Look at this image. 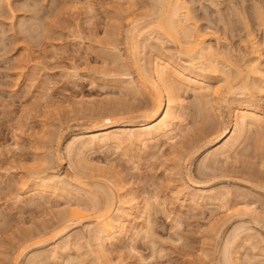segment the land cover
I'll use <instances>...</instances> for the list:
<instances>
[{"label":"rangeland","instance_id":"obj_1","mask_svg":"<svg viewBox=\"0 0 264 264\" xmlns=\"http://www.w3.org/2000/svg\"><path fill=\"white\" fill-rule=\"evenodd\" d=\"M1 1L0 264H31L34 261V264H225L222 261L223 250L228 247L226 243L229 241L233 242V246L236 242L233 248H228L233 250L228 251H234L232 256H238L237 264H264V126L261 131L257 129L252 134L248 133L229 161H225L224 157L206 160L207 153L196 154L192 160L190 154L198 143L197 146H203L209 139L213 140L208 135L212 130L215 131L218 124L221 127L227 123L228 105L234 109L245 104L261 107L260 111L264 113V90H259L257 94L254 91L252 94L255 97L250 92L249 95L245 92V95L243 91L235 90V95L230 94V97L219 95V98L210 94L201 99L199 97L197 101L198 95L185 87L180 92L181 99L185 102V125H181L180 132L182 130L183 133L178 134L177 142L162 140L160 145L159 142L147 147H127L129 150H119L114 146L105 150L106 152L95 148L84 153L85 156L82 154V158L78 157L81 150L76 149L73 151L76 155L72 152V158L71 155L68 157V142L84 134L85 129L93 128V124H103L105 116L114 115L117 111L119 116L115 114L116 116L112 117L114 120L126 122L130 119V122L136 120L139 123L143 121L139 117L142 112L153 107L152 97L140 84L138 67L133 66L136 52L133 53L132 50L134 43L132 32L129 31L131 25L128 23V16L133 14L130 9L134 10L133 17L144 24L141 26L143 29L145 23L153 18L154 8L158 9L156 2L134 0L137 3L135 6L136 3L130 0L134 3V8H131L132 5L129 3L128 7L127 0H11V4L5 0ZM186 3L191 10L190 17H194V20L191 18L187 21L188 24L185 22L186 26H194L192 30L195 33L198 31L207 34L208 44L211 43L213 48L216 47L217 51L221 52L220 61L217 60L221 74L207 73L206 78L212 87H223L227 84L224 78L227 75H224V72L227 74L226 70L230 64L233 65L230 72L228 69L229 74L233 75L235 71V74L237 73L236 69L233 70L237 65L236 68L241 66L240 70L246 72L244 65L252 58L250 56H253V52L250 55L253 44L252 38H247L248 32L255 34L256 41L264 40V31L262 25L259 26L257 14L260 8L264 10V0H186ZM155 15H158V12ZM153 29H145L144 33L148 39L141 38V45L145 46H142L141 52L139 50L142 59L140 62L143 61L139 63L140 67L147 66L152 58L155 60L154 57H164L188 70L194 68L188 57L181 54L182 45L167 39L165 41V38L158 34L159 31ZM149 39L151 40L148 41ZM185 39L184 37L181 40L185 42ZM144 40H147L149 45H146ZM161 42L164 44L160 45ZM181 42L184 44L183 41L179 43ZM261 49L264 67V47ZM222 60L229 61V65ZM262 82L264 84V78ZM226 87H223L224 94ZM250 97L254 99L251 100ZM204 98L207 101L203 102ZM221 98L225 101H221ZM129 110L131 113L124 115V112ZM133 117L138 120L132 119ZM205 117L213 119L212 122L206 123ZM258 131L263 136L261 133L258 135ZM186 143L190 145L189 148ZM76 156L83 165L86 162L89 164L85 165L86 169L82 164L79 165L80 161L75 160ZM99 166L104 168L102 170L105 175L98 169ZM42 169L47 170L48 174H52L53 169V173L63 177L66 175L68 180L69 177L76 178L75 176L80 174L78 177L87 184L91 181L103 184L106 180L102 175L108 176L111 180L114 179L112 181H115L117 186L125 184V187H122L130 189L129 191L138 196L137 203H140L138 204L143 214V207L149 203L152 206L151 218L145 217L146 213L138 215L142 214L137 212L138 208L135 213L137 218L128 219V230L121 236L118 235L114 242L106 241L109 258L103 261L98 258L97 242L91 239L93 237L87 228L90 222L84 221L75 225L76 227L72 226L67 234L63 233L57 237L54 235L60 230L57 227L64 213L73 203L85 202L83 205H87L91 195L98 189L97 184H90L91 187L96 186L92 189L90 185L83 189L84 186L81 187L79 183L78 186L76 182L81 179H71L76 182V189L80 187L79 193H84L83 199H80L82 196H77V193L72 194L73 197L62 194L59 198L51 192L40 193L37 195L38 199L36 196L29 198L26 190L34 184L30 180L25 186L23 179L31 178L30 173L43 171ZM81 171L88 177H83V174L81 176ZM211 171L215 174L212 175ZM249 174L253 175L250 177ZM199 183L203 185L199 186ZM113 188L115 197H119ZM224 190L225 192H222ZM213 191L215 197H211ZM74 192L77 191L74 189ZM205 194L210 196L208 200ZM220 194L227 199L225 203L224 199L221 200L223 197H219ZM41 195H45V200L42 201ZM99 195V200L105 204L103 202L106 198ZM75 197H80L78 202ZM218 201L224 204L219 205ZM88 205L90 207V203ZM92 206L89 211L87 209L89 214L95 212L90 211ZM245 208H252L254 212H246ZM143 216L151 220V224L147 222L150 225H147L148 231L145 223L147 220L142 221ZM53 227H56V232H52ZM137 228L138 233L140 228L145 232H141L139 236ZM48 229L51 231H47V236H44L47 240H44V244L30 248L29 246L39 239L25 243L29 234H41ZM230 243L229 246H232ZM25 246L29 249L26 252L23 250L25 257L22 255L20 259Z\"/></svg>","mask_w":264,"mask_h":264},{"label":"bare ground","instance_id":"obj_2","mask_svg":"<svg viewBox=\"0 0 264 264\" xmlns=\"http://www.w3.org/2000/svg\"><path fill=\"white\" fill-rule=\"evenodd\" d=\"M5 1L8 4L9 3L10 4L12 3L11 0H5ZM127 1H128V3H127L128 4V7L130 5L136 3L134 0H133L134 3H132V1H130V0H127ZM154 1L156 2L155 6H157L158 9L155 6H152V7H155L154 8L155 10L153 11V8H151L152 9L151 11H153V13H154L153 15L156 16V17L152 16L154 19L152 18L153 20L150 19L151 20V21L149 20L150 22L145 23L146 26H147V28H150V30H151V28L152 29L153 28H156L159 31L158 32L156 30L158 32V34L160 33L163 36V39L165 38L164 39L165 41L167 39V40H169V42H171V41L172 42H176V43H178V45L180 44L182 46L184 44H187V46H185V45L183 47L181 46V49H183L181 51L183 53H181V54L182 55L185 54V56L188 57V61L191 62L190 64H192L194 66V68H197V69H194V68L192 69V67H191L190 68L191 70L190 69L188 70L185 67L179 65V63L177 65L176 63L172 62L170 59H166L164 57H157V58L154 57L155 60H153V58H152V60H150L151 62H149V63H148L147 60H146L147 61L146 62L145 59H143L144 62H146V64L148 63V65L147 66H144L142 64L143 65L142 66L143 68L140 67L141 65H139V63L141 64V63H143V61L140 62L142 59L140 58L141 56H139V54H140L139 53V50L140 49L142 50V46L143 47L145 46V44L141 45V38L142 37H144V38L146 37L145 36L146 35L145 34L146 33L145 32L146 31L145 29H147V28H145L146 27L145 26V27H143V29H141V26H143L144 24L139 23L140 20L138 21L137 18L135 19V16L133 17L134 10L130 9V11H133V14H129V15H132V16H128L129 17L128 23H130V25H131L129 31L132 32L131 33L132 35L131 34H129V35L132 36V40H133V43H134L133 47H134L135 51H134V49H132L133 50V53L136 52L135 53L136 55H134L135 56V58H134L135 61L133 60L134 61V65L133 66H137L138 67L137 73L139 74V79H140V82H141L140 84H141L143 90H145L147 92V94L149 92L150 96L152 97L151 98L152 103L154 102L153 103L154 105H153V107L151 105L152 108L150 110H148V111L145 110L146 111L145 114H144L145 111L144 112L141 111L142 112V115H141V113L138 112L141 115V116H139V117H141L140 119H143V121L142 122L140 121L139 123H137L138 121H136V120H135L136 122L134 120H133L134 122H132V121L130 122L129 121L130 119H127L128 121H126V122L123 121V120L122 121L121 120L120 121H116V120H119V119H116L115 117L114 118L116 120H114L112 118L113 116H116V115L119 116L118 115L119 112H118V114H116V112H117L116 110H114L116 112L113 111L114 112V115L111 114V116H105V118H104V115H103V118H104L103 124L100 125V124L97 123L98 126L95 125V124H93L94 126L91 125L93 128H90L89 127V129H87V130L85 129V133L83 132L84 134H82L79 137L75 138V140L73 139L72 142H70V143L68 142V150L65 147L66 148L65 150L68 151L67 152L68 153L67 154L68 157H69V155H71L70 157L72 158V152L74 150H76V149L82 151V152L81 151L79 152L81 154H79V156H78V157L82 158L81 157V156H83L82 154L86 153L87 151H91L92 149H95V148H99V149H102V151L103 150L105 151V150H109L110 147H114L115 146V147H117L116 149H119L120 150L122 148H125L126 149L127 147H135V146H144V147H147L149 144H155L156 145L159 142H160L159 143V145H160L162 140L163 141L164 140L165 141H170L172 143L177 142V139L179 138V135L178 134L183 133L182 130L180 132V128H182L181 125L182 124L185 125L184 124L185 120H183V118H184L183 117V114H184L183 110L185 111V106H184L185 102H183V98L181 99V96H180V92H182L185 87H186V90L188 89L189 91H192L194 94L196 93L198 95V96L195 95V97L197 96L196 97L197 101H198V98L199 97H200L199 99H201V98H203V97H205L207 95L210 96V94H212L211 96H214V97H217V96L219 97V95H221V96L223 95L224 98H226L227 96L230 97V94L231 95L234 94L233 92L235 90H238L240 92L243 91L244 94H245V92L246 93L250 92L252 94L254 91H255L254 93L257 94L259 90L260 91L262 90V92H263V90H264V84H263L262 80L264 78V67L262 66L263 63L261 61L260 49H261V47L262 48L264 47V40L262 42H258V41H256V37H254L255 34L253 35V33L248 32L249 35H248L247 38H249V39L252 38L251 39L252 42L251 41H249V42H251V44H253V45H251V46H253V51L250 52V55L253 52L252 53L253 56H250L252 58L249 59V61H247V63L244 65L246 67L245 68L246 69V72L244 71L245 73H243L242 69L240 70V67L241 66L238 67V68H236L238 65L236 66L234 64V66H236V67H233L234 68L233 70L236 69L237 70V73L235 74L236 71L235 72L232 71L234 74L233 75L232 74H229L230 70H232L230 68L233 65V64H230L229 68H227V70H226L227 71V74H225V72H224V75H227V77L224 76V78L226 80L225 81V84L227 83L226 85H228L227 87H226V85L223 86L224 88L226 87V89H225V91H226L225 93L226 94H224V90H223L224 88L222 86L221 87L220 86L212 87V84H210L209 81L206 78V75L208 76L207 73H212V74L215 73L214 75H216V74H219V72H220V74H221L222 71H220V67H218L219 64H218V61H217V60L220 61L219 58H221V52L218 50L220 52L219 53L217 51V48L216 47H215L216 49L213 48L210 45L211 43L208 44V41H207V38L208 37L206 36L207 34L205 35V34H202L201 32H199V33H201V34H199L198 31H197L196 33H198V34L196 35L195 31L193 32V30H192V29H194V26H192L193 28H190L191 27L190 25H189L190 27H187L186 26L185 22L188 24L187 21H189L191 18L194 20V17H190L191 16V12H190L191 10H189V7L187 5L188 3H186V0H154ZM154 1H152V2L155 3ZM129 3H130V5H129ZM136 5H137V3L135 4V6ZM7 6H10V5H7ZM131 8H134L133 5H132ZM157 10H159V11H157ZM155 11L158 12V15H155V13H156ZM257 12H258L257 14H258L259 26L262 25V28H263V31H264V10L262 8H260L259 10H257ZM129 13H132V12H129ZM245 23H246V20H245ZM140 24H142V25H140ZM247 26H248V24H247ZM195 29H196V27H195ZM153 30H155V29H153ZM184 37L186 38L185 39V42H184V40H181L182 38L184 39ZM159 38H160V36H159ZM150 40L151 39H149L148 41H150ZM145 41H146V45H149V44H147V40H144L143 42H145ZM180 41H183L184 44H182V42L179 43ZM162 43L163 42H161L160 45ZM246 46H247V44H246ZM145 49H146V47H145ZM141 50H140V52H141ZM219 54H220V56H219ZM258 54L260 55V57H259ZM224 55L225 54H223V56ZM112 56H114V55H112ZM161 56H163V55H161ZM143 57H144V55H143ZM222 61L225 62L226 59H225V61L224 60H222ZM228 62L229 61L225 62V64L226 63L228 64ZM244 66H243V68H244ZM137 67H135V68H137ZM144 67H146V68H144ZM228 69H229V72H228ZM138 70H139V72H138ZM121 86H123V85H121ZM134 88H136V87H134ZM134 90H136V89H134ZM131 92H133V91H131ZM185 93H187V92H185ZM189 93H191V92H189ZM248 95H249V93H248ZM253 97H255V96L253 95ZM223 99L221 101H223ZM250 99H251V97H250ZM253 99H251V100H253ZM204 100L207 101L206 98L203 99V102H204ZM224 101H225V99H224ZM228 103H230V101ZM84 105H86V104H84ZM202 105H203V103H202ZM205 105H208V104H205ZM246 105L247 104H245L244 106H238L237 105L238 107L236 109L232 108L231 105H228L227 106V109H228V119H227V123L225 122L224 123L225 125L223 124V126H221V127L218 126L219 124L217 126L215 125L217 129L215 128V131L212 130L211 131L212 133L210 132L211 134L209 133V135H208L210 138L212 137L213 140H210L209 139V141L207 143H205L203 146H201V145L200 146H197L199 143L196 145V147L193 146L195 148H194V151L192 150L193 152L190 153V154H192L191 159L193 160V158L195 157L196 154L198 155V154L207 153L208 154V157H206L207 159L205 158L206 160H210L211 158L214 159V158H219V157L220 158L221 157L223 158L224 157V160L225 161L226 160L229 161V158L231 157V155L233 153L235 154L236 150L240 147L241 144H243L242 141H243L244 138L246 139V135L248 133H250V132L252 134L254 130H257V129L260 130L264 126V116H263L264 113H262L260 111V108L261 107L260 108H257L255 106H250V105L246 106ZM88 106H90V105H88ZM205 107H204V109H205ZM93 110H96V109H93ZM206 110H208V109H206ZM108 111H109V109H108ZM125 113H127V115H128L129 113H131V110H129L128 112H124V115H125ZM132 113H133V111H132ZM102 114H106V113H102ZM207 114H209V113H207ZM99 116H100V114H99ZM184 116H185V114H184ZM203 116H204V114H202V117ZM100 118L99 119L102 121V116H100ZM135 118L137 119V117H135ZM135 118L133 117L132 119H135ZM205 118L207 119V122L205 121L206 123H209L210 121L212 122V120H213V119L212 120H209L210 117H209V119L207 117H205ZM203 123H204V121H203ZM222 123L220 125H222ZM206 125H208V124H206ZM263 129L264 128H262V130ZM205 130H206V127H205ZM184 132H186V131H184ZM203 132H201V133H203ZM260 133L261 132H259L258 135ZM261 135H262V133H261ZM204 137H202V138H204ZM175 139H176V141H175ZM170 142H168V143H170ZM163 145H164V143H163ZM174 145L175 144H173V147H174ZM189 146L190 145L187 144V147L188 148H189ZM136 148H138V147H136ZM190 150H191V147H190ZM77 151H76V153H77ZM74 152H73V154L76 155ZM103 154H104V152H103ZM87 155H89V154H87ZM84 156H85V154H84ZM188 156L189 155H187L186 157H188ZM78 157L75 160H78ZM80 158H79L78 161H80ZM81 160H83V159H81ZM70 161H71V159H70ZM85 161H86V158H85ZM85 161L83 163H85ZM80 162H78L79 165L82 164V161H80ZM204 162H205V160L203 161V163ZM208 162H206V164H208ZM72 164H70V165H72ZM206 164H204V165H206ZM85 165L88 166L89 164H87V162H86L83 165L84 168L86 167ZM92 165H93V163H92ZM77 166H78V164H77ZM83 166H81V167L83 168ZM73 167H74V164H73ZM75 167H76V165H75ZM84 168H83V170H85L87 167L85 169ZM102 168L100 167L98 169H101L102 170ZM214 168H217V167L214 166ZM73 169H75V168H73ZM77 170L79 171V169H77ZM88 170H91V169H88ZM216 170L214 169V171H216ZM92 171H93V169H92ZM47 172H48L47 170L46 171H44V170L41 171L40 170V172L36 171V173L34 171V173H30L32 179L30 177L26 179L27 181L25 179H23V182H24L25 186H27L31 181L34 184L33 187H28L29 190H26L27 191V194L29 195V198H32V197H35V196L37 197V195H39L40 193L44 194V193H48V192H51L53 195H56L57 197H59V196L61 197L62 194L63 195L68 194L69 196H72V194H74V193L75 194L77 193L76 195L77 196L78 195L80 196L81 193H82V192L79 193L80 192V187L76 189L75 188L76 186L74 187V183L75 184H76V182H77V184L79 183L81 187L84 186V187H82L83 189L85 187H88L90 184L91 185L92 184H95V185L97 184L96 186L98 187V189H97V191H95V193L96 192L97 193L96 194L95 193L92 194V192H90L92 194L91 195V198L89 197L90 195L87 192H89L92 188H94L96 186L91 187V185H90L91 189L89 187L90 190L88 189L89 191L86 192V194H88L89 195L88 197L90 198L89 199L87 197L90 200V201L87 200V202L89 201L88 203L86 202L87 205H85V206L83 205V204H85V202L84 203H81V204L80 203H78V204L75 203L76 205L73 203L74 205L72 204L71 207H70V209H68L67 212L64 213V216H62L63 218H62L61 222L58 224V227L57 228L60 229V230H58L59 232H56L55 231L56 227H53V229H51V230H52V232H54V231L56 232V234H54V235H55V237H57V235H61L63 233L64 234H67L68 231L71 230V227L72 226L74 227L75 225L76 226L78 224L80 225V223H82L84 221L85 222H90V224L88 225L89 227L87 226V228L90 230V234H91L90 236L93 237L91 239H93V241L95 240L97 242V246L96 247L98 248L97 249V251H98V258L101 259V260H103V261L105 260V258L108 259L109 257H107L108 256L107 255V249L105 247L106 246L105 245L106 244V241L107 242L109 241V242L112 243V242H114L117 239L116 237H118V235L121 236V234L125 233V231L128 230V227H127L128 221L130 220V218H132V219H133V217L137 218L135 216V213L138 210V208H139V211H137V212L138 213L139 212L142 213L140 211L142 209V208L140 209V206H139L140 203L139 202H138L139 204L137 203V200H139V199H137L138 196H136L133 191H129L130 189L129 190L128 189H125L124 188L125 187L124 186L125 184L122 185L124 187H122V186L119 187L121 184L119 186H117V184L114 183L115 181H112L114 179L111 180V178H109L108 176L104 177L105 174H104V171L103 170H102V172H103L104 175H102V174H99V175H102V178L104 180H106L105 183H107V184L103 183L104 185L101 184L102 182H98V181L97 182H94V183L92 181H91L92 183L89 181L90 184L84 183L85 181L82 180L81 178H79L80 177V174H78L79 177L78 176H75L76 178H74V177L73 178L75 179L74 181H76V179H81V180L80 181L77 180L76 182H74L73 180H71L73 178H70L69 177L70 180H68V178L65 177L66 176L65 174H64L65 176L63 177L62 175H59L56 172L53 173V169H52V174H48ZM88 172L89 171H87V173ZM99 172L102 173L100 170H99ZM113 172L114 171H111V173H113ZM212 172L213 171H211V173ZM216 172H219V171H216ZM115 173H117V172H115ZM82 174L84 175L85 173L82 172L81 173V176H83ZM90 174H91V172H90ZM214 174L215 173H212V175H214ZM253 174H251V176ZM110 175H112V174H110ZM249 176H250V174H249ZM83 177H88V176H85L84 175ZM91 177H92V174L90 175V178ZM98 177L101 178L100 176H98ZM84 179H86V178H84ZM86 180H89V179L87 178ZM120 181H122V180H120ZM120 181H119V183H120ZM79 184H78V186H79ZM202 185H203V183H201L199 186H202ZM113 187L116 189L115 192L118 193V195H119V197H117L118 200L115 197L116 194L113 192L114 190H112ZM26 189H27V187H26ZM74 189L77 192H74ZM94 190H96V189H94ZM94 190H93V192H94ZM81 191H82V189H81ZM214 192L215 191H213L212 195L209 192L210 195H211V197L214 196L213 195ZM222 192H225V190L222 191ZM228 193H230V192H228ZM228 193H227V197H228ZM46 195H48V194H46ZM68 195L66 197H68ZM98 195L99 196L102 195V196H104L106 198V200H105L106 202L103 200L104 201L103 203H105V204H102V201L99 200ZM198 196H200V195H198ZM41 197H43V196L41 195ZM44 197H45V195H44ZM44 197H43V199L41 198L42 201L45 200ZM104 197H102V199ZM209 197L207 196V200H208ZM216 197H218V196H216ZM219 197H223V196H221V194H220ZM219 197H218V199L220 200ZM78 198H80V197H78ZM195 198H197V197H195ZM36 199H38V197ZM36 199H34V200H36ZM74 199H76V197ZM77 199H76V202H78ZM80 199H83V196ZM212 199H214V198H212ZM223 199H224V197L221 198V200H223ZM197 200H198V198H197ZM226 200L224 199L223 202L225 203ZM194 201H192V202H194ZM215 201H217V200H215ZM220 201L217 202V203H219V205L221 203H223V202H220ZM20 202L22 204V201H20ZM67 202H69V201H67ZM71 202H73V201H71ZM89 203H90V207H88L89 206L88 205ZM91 206H92V209L90 211H92V210L95 211V212H93L94 214H91L92 212L89 214V212H88L89 209L91 208ZM151 207L152 206L149 203H147L145 205V207H143L144 208L143 209L144 210V214L145 213L147 214V215L145 214L146 215L145 217H147V216L149 217L151 215V213H150V211L152 209ZM87 209H88V211H87ZM244 210L246 212H249V211H251V213L254 212V209H252V208H251V210L250 209H246V208ZM144 214L142 213V214H138V215H144ZM90 215H92V216H90ZM145 217L144 216L142 217V219H143L142 221L147 220V221H145L146 226L147 225L150 226L149 224H151L150 223L151 220L150 219H147V218L145 219ZM150 218H151V216H150ZM141 223H143V222H141ZM146 226H144V227H146ZM148 226L146 227V230H147V228H149ZM51 230L48 229V230H46L44 232H41V234L40 233L39 234L38 233H35L33 235L32 234H29L28 237L26 236L27 239L26 240L24 239L25 240V243H27V242L29 243V241H32L33 242L34 240L39 239L38 241H34L33 242L34 244H31V242H30L31 245L30 246L28 245V246L31 248L33 245H35V246L36 245H38V246L39 245H42V243L44 242V240L47 242V240L44 239V236H47V233L50 232ZM138 230L139 229L137 228L136 232ZM143 231L145 232V230H143V229L140 228V232L139 233L137 232V234L139 235V234H141V232L143 233ZM41 237H43V239ZM52 238H54V237H52ZM235 241H237V239ZM229 243H230V241H229ZM229 243L228 242L226 243V245L228 244V247L227 248L225 247V249L223 250V260L222 261H224L225 264H237V263H239V262H236L238 256L237 257H234V256H232V253L234 251H232V253H229V251H228V250L231 251V249L235 246L236 242H234V246L232 245L233 244L232 241L230 243V245H232V246H229ZM27 247L25 246L22 249V251L24 250L26 252V250L29 249V247L28 248ZM65 247L68 248L67 246H65ZM230 247H232V248L231 249H228ZM24 251L19 256L20 259L23 256L25 257V255H23ZM37 256H36V258H37ZM40 259H42V258H40ZM45 259H48V258H45ZM239 260L240 259H238V261ZM40 262H43V261L41 260ZM240 262H241V260H240ZM34 263H35V261H34ZM34 263H31V264H34ZM108 263L110 264V262H107V264ZM38 264H40V263H38Z\"/></svg>","mask_w":264,"mask_h":264}]
</instances>
